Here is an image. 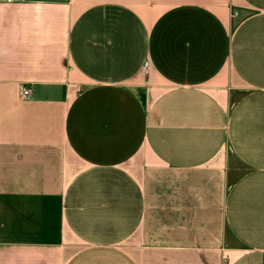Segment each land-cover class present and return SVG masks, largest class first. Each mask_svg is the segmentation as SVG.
I'll list each match as a JSON object with an SVG mask.
<instances>
[{
	"label": "crops",
	"instance_id": "1",
	"mask_svg": "<svg viewBox=\"0 0 264 264\" xmlns=\"http://www.w3.org/2000/svg\"><path fill=\"white\" fill-rule=\"evenodd\" d=\"M0 264H264V0L0 1Z\"/></svg>",
	"mask_w": 264,
	"mask_h": 264
},
{
	"label": "built area",
	"instance_id": "2",
	"mask_svg": "<svg viewBox=\"0 0 264 264\" xmlns=\"http://www.w3.org/2000/svg\"><path fill=\"white\" fill-rule=\"evenodd\" d=\"M0 1L10 4V3H15V2H23L25 0H0ZM23 96L25 97L30 96V89L28 88L23 89Z\"/></svg>",
	"mask_w": 264,
	"mask_h": 264
}]
</instances>
